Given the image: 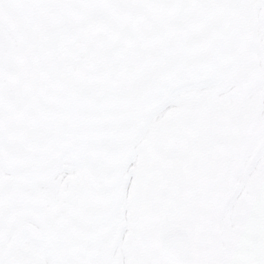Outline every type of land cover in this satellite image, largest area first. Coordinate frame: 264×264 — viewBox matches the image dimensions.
<instances>
[{
	"label": "flooded vegetation",
	"instance_id": "obj_1",
	"mask_svg": "<svg viewBox=\"0 0 264 264\" xmlns=\"http://www.w3.org/2000/svg\"><path fill=\"white\" fill-rule=\"evenodd\" d=\"M48 7L50 9L46 12L45 18L39 23L21 26L18 28V35L3 36L0 42V55L4 67L0 109L3 114H12L5 116L9 126L0 127L8 131L7 134L0 133L2 139L0 169L14 173L8 177L9 180L0 173V190H3L4 186L7 188V191H0V264H53L45 262L46 235L51 234L52 230L50 220L53 217L52 210L59 209L62 212L61 222L66 224L62 235L64 240L62 264H85V252L80 243L82 227L77 221L80 217L75 211L79 210L80 206L84 209L85 192L82 179L78 185L77 180L64 181L58 189L57 183L53 182V173L49 172L51 168L44 169L42 158L43 165L39 169H44L51 179H48L46 174L35 175L33 159L36 153L40 156L41 153L36 149L31 159L32 148L26 147L34 144L36 140H42L45 135L43 131L36 129V124L41 120L35 118L33 114V99L25 103V92H34V86L39 80L69 76L68 78L77 85L76 100L80 119L75 122L74 118L68 115L70 110L66 108L64 116L59 117L56 122L61 123L60 127L63 128L62 135L67 151L65 153L70 162H74L80 155L81 146L78 138L81 136L85 120L96 121L99 116L111 111H120L121 115H126L124 106L130 107L134 99L142 97L149 87L151 78L168 65L172 51L175 52L176 73L178 72L180 79L178 87L188 89L194 85L191 80L193 74L208 71L206 84L212 81V74L213 79L217 77L219 72L217 69H221V78H226L228 73L240 71L242 60L243 63L247 61V64L251 61L249 58H242L252 56L257 48H264L262 39L264 21L261 19L264 1L260 0H50ZM247 7L249 9L246 11ZM26 32L29 33V37H26ZM15 43H27L30 46L26 48V52H20L13 46ZM194 53L198 60H201L200 63L197 62ZM237 61L239 63L235 64ZM254 61L255 58L252 62ZM223 84L224 81L220 93L226 90ZM39 86L41 89L48 87L46 82ZM235 107L237 108L236 104ZM224 111L225 114L218 122L220 129L214 135L216 147L222 145L225 140L228 141V135L225 133L230 127L229 124L235 125L234 121H239V115L231 106L224 107ZM215 121L217 122V118ZM198 123H200L198 119L192 115L176 121L174 141L168 144L173 145L174 150L165 151L166 154L162 156L163 162L177 159L173 154L183 150L185 143L188 145L189 154L195 151L192 146H196L197 149L193 141L199 130ZM242 127L241 123L240 125L237 123L235 129L240 138L232 151L233 154L238 152L239 158L242 153L240 140L245 144L244 137H241ZM6 135L10 139L4 143ZM217 137L222 141L219 142ZM4 144L10 148L7 149ZM221 153L214 150L210 143L209 147L202 143L197 158L208 167H211L209 162L217 159L225 166L227 159H223ZM239 158L237 156L233 161L237 168H240ZM168 164H163L164 175L162 180L159 177V186L155 191L159 198L157 222L162 232L170 229L186 230L184 213L190 214L189 207L185 203H178V198L183 201L182 192L177 194L172 188L191 187L193 196L190 198H193L198 191L197 187L206 190L209 186L191 183L190 177L196 169L188 170V180L186 177L184 180L176 179V173L171 170V164ZM55 166L58 167V164ZM246 170L249 171V168L246 167ZM21 172L40 177L39 180L48 184V191L40 193L43 199L39 203L36 204L25 197L23 201L18 194L9 193L8 189L13 191L18 182L22 183L23 188L27 183L35 182L21 179ZM169 174L172 176L171 179ZM165 175L169 179H166ZM234 179L235 176H230L232 182ZM8 181L15 185L11 186ZM226 181L230 183L228 178ZM251 182L255 194L261 198L264 175H254ZM69 184L71 187L68 189ZM243 184L244 182L241 185ZM100 188L101 185H97V191ZM56 197L62 202L59 207H51ZM210 197L212 196L209 192L206 203L210 201ZM233 197L235 196L232 193V199H224L219 207L222 221L225 220L224 214L229 210V203L234 201ZM153 198L155 199V196ZM200 198L204 200L206 197L202 195ZM250 199L251 196H248L249 203ZM238 201L244 203L245 197L238 196ZM235 210L245 213L247 211L240 204ZM69 214L73 221L76 215V225L68 222ZM249 215L243 225L235 226L242 229L247 225L254 226L259 231L264 225V220L257 217L256 223L249 224L251 218ZM26 220L28 222H24ZM113 221L111 213H106L103 221L95 229L92 264H101V253L106 257L116 248V234L111 228ZM157 222L155 221L156 224ZM142 226L141 236L147 239L145 232L152 227L149 218H143ZM123 229L122 225L119 229L120 235ZM73 261L76 263H72Z\"/></svg>",
	"mask_w": 264,
	"mask_h": 264
},
{
	"label": "rangeland",
	"instance_id": "obj_2",
	"mask_svg": "<svg viewBox=\"0 0 264 264\" xmlns=\"http://www.w3.org/2000/svg\"><path fill=\"white\" fill-rule=\"evenodd\" d=\"M49 1L0 0V42L3 36L18 35L19 27L39 23L45 18L46 12L50 9ZM248 9L249 7L246 11ZM26 37H29L27 32ZM13 46L20 52H26L30 44L15 43ZM174 54L175 52L172 51L168 65L151 78L149 87L142 97L134 99L130 107L124 106L126 115H121L120 111H111L104 116H99L96 121L85 120L81 136L78 138L81 146L80 155L74 162H70L65 153L67 151H65L66 146L62 135L63 128L60 127L61 123L56 122L59 117L64 116L66 108L70 110L68 115L72 116L75 122L80 119L79 105L76 100V83H73L69 76H57L54 79L49 77L47 80H39L34 86V92H25V103L33 99V114L35 118L41 120L36 124V129L45 134L42 140L26 145L32 148L31 159L36 149L41 153V156L36 153L33 159L35 175L45 176L46 174L47 178L51 179L50 175L44 171L45 168L50 167L49 172L53 173V182L57 183L58 189L64 181L77 180L78 185L82 179L85 192L84 209L79 205L80 209L75 211L80 217L77 221L82 227L80 243L85 252V264H92L95 229L103 221L106 213H111L113 216L111 228L116 234L117 245L106 257H103L101 253V264H172L163 259L159 252V239L168 232L164 234L157 222L159 219L158 196L157 201L146 199V192L148 195H155L159 186V177L162 180L164 175L163 164L166 163L171 164V170L176 173L178 180L179 178L184 180L185 177L188 180V170L196 169L190 177L191 183L199 186L207 184L210 189L197 187L195 198L197 195H205L206 198L200 199L201 203L198 204L197 210L191 209L190 214L184 213L196 264H264V225L259 231L256 227L247 225L248 223L242 229L236 227L229 217L230 212L240 204L250 214L249 224L257 222V217L264 220V187L261 188L260 198L258 194H255L256 191L251 182L254 175H264V48H257L252 56L242 58H249L251 61L247 64V61L243 63L242 60L240 71L228 73L226 78L222 79L221 69H217L219 71L217 77L213 79L214 74H212V81L206 84L208 71L193 74L191 80L194 85L188 89L178 87L180 79L178 72L176 73ZM194 55L197 58L196 53ZM254 58L255 61L252 62ZM238 63L239 61L235 62V64ZM223 81L226 90L220 93ZM45 82L48 87L41 89L39 85ZM227 106H231L239 115V121H234L235 125L229 124L230 127L225 133L228 135V141L225 140L222 145L216 147L214 135L220 129L218 122L225 114L224 107ZM3 113L0 109V127L2 128L9 126L5 116L9 114L12 116L11 113H5L6 115ZM188 115L196 117L200 122L193 141L197 149L196 146H192L191 148L195 151L189 154L188 145L185 143L183 150L174 152L173 157L177 159L163 163L162 156L169 150L168 144L174 141L176 121ZM243 119L249 122L251 138H246L245 144L240 140L242 153L239 158V153L233 154L232 151L240 138L235 128L237 123L240 125L243 122ZM161 131L162 134H160ZM1 132L8 133L0 129ZM9 139L6 135L3 142H9ZM202 143L208 147L210 143L214 150L221 151L222 158L227 159V165H222L217 159L209 162L211 167L205 166L197 158ZM5 146L7 149L10 148L9 145ZM237 156L240 159L238 164L241 169L237 168L233 162ZM41 158L44 163L43 170L39 169L43 165ZM1 164L0 162V166ZM55 164H58V167ZM230 169L232 171H228ZM0 173L7 180L14 174L2 169ZM20 174L24 181L29 179L35 182L27 183L23 188L20 182L16 186L15 183L8 181L11 186L15 185L13 191L8 189L9 193L18 194L23 201L25 197L36 204L39 203L43 199L40 193L48 191V184L39 180L40 177L27 175V172ZM157 175L158 179H156ZM230 176H235L234 182L230 180ZM164 177L171 179L172 176L169 174V178L166 175ZM226 178L230 183L226 181ZM100 180L112 182H98ZM243 182L244 184L241 185ZM100 183L101 190L97 191V185ZM70 187L69 184L68 189ZM236 189L237 191L234 192ZM4 190L7 191L5 186L0 191ZM172 190L177 194L182 192L183 201L178 198V203H185L188 206L189 202L190 207L193 203L192 207L197 206L195 199L190 198L193 196L191 187L186 186L180 189L174 186ZM209 192L212 197L206 203ZM230 192L235 196L234 201L229 203V210L224 214L226 220L222 221L219 207L224 199H232ZM238 196L245 197L244 203L238 201ZM248 196H251L250 203ZM61 202L62 200L56 197L51 207H59ZM46 207L50 206L46 205ZM60 211V209L52 210L53 217L50 219L52 230L51 234L46 235V263H63L62 235L66 224L61 222L62 212ZM144 217L149 218V223L152 224L150 230L145 232L147 239L145 234H143L145 239L141 236V219L143 220ZM67 218L68 222L76 225V215L73 217L74 221L70 214ZM122 225L124 229L120 235L119 229ZM69 227L71 228L70 225Z\"/></svg>",
	"mask_w": 264,
	"mask_h": 264
},
{
	"label": "water",
	"instance_id": "obj_3",
	"mask_svg": "<svg viewBox=\"0 0 264 264\" xmlns=\"http://www.w3.org/2000/svg\"><path fill=\"white\" fill-rule=\"evenodd\" d=\"M173 252H176L174 254V257H172L173 260H175L179 264H189L190 256L185 242L183 245L174 244Z\"/></svg>",
	"mask_w": 264,
	"mask_h": 264
},
{
	"label": "bare ground",
	"instance_id": "obj_4",
	"mask_svg": "<svg viewBox=\"0 0 264 264\" xmlns=\"http://www.w3.org/2000/svg\"><path fill=\"white\" fill-rule=\"evenodd\" d=\"M247 131H248V124L245 123L243 124L242 130H241V137L245 138L247 135Z\"/></svg>",
	"mask_w": 264,
	"mask_h": 264
}]
</instances>
